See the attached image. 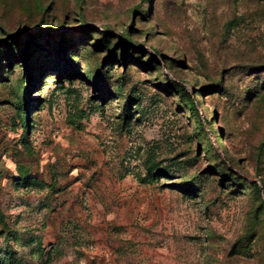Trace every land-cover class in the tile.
Returning <instances> with one entry per match:
<instances>
[{"label": "rangeland", "instance_id": "374dc122", "mask_svg": "<svg viewBox=\"0 0 264 264\" xmlns=\"http://www.w3.org/2000/svg\"><path fill=\"white\" fill-rule=\"evenodd\" d=\"M0 264H264V0H0Z\"/></svg>", "mask_w": 264, "mask_h": 264}, {"label": "trees", "instance_id": "16d2710c", "mask_svg": "<svg viewBox=\"0 0 264 264\" xmlns=\"http://www.w3.org/2000/svg\"><path fill=\"white\" fill-rule=\"evenodd\" d=\"M26 56V55H25ZM28 85L25 86V91L28 90ZM26 108V104L24 103V101L22 102V109L25 110Z\"/></svg>", "mask_w": 264, "mask_h": 264}]
</instances>
